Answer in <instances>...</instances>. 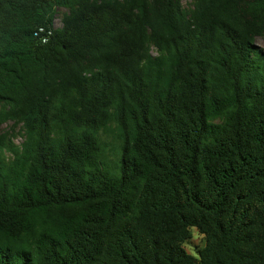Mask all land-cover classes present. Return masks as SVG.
Segmentation results:
<instances>
[{"label":"trees","instance_id":"1","mask_svg":"<svg viewBox=\"0 0 264 264\" xmlns=\"http://www.w3.org/2000/svg\"><path fill=\"white\" fill-rule=\"evenodd\" d=\"M260 37L264 0H0V264H264Z\"/></svg>","mask_w":264,"mask_h":264},{"label":"rangeland","instance_id":"2","mask_svg":"<svg viewBox=\"0 0 264 264\" xmlns=\"http://www.w3.org/2000/svg\"><path fill=\"white\" fill-rule=\"evenodd\" d=\"M186 5V2H184ZM66 11V9H61L58 12V15L56 16V26L60 27L62 26V21H61V14ZM257 44L264 48V38L260 37L257 39ZM153 53L156 54L155 49H153ZM2 131H10L12 132L13 135H15V142L17 144H20L23 141V137L21 134L18 133L19 127L15 129L13 122H8L5 125L2 126ZM203 244V239L202 236L197 234V232H194V238L190 241V243L187 244V248L191 252H196V247Z\"/></svg>","mask_w":264,"mask_h":264},{"label":"built area","instance_id":"3","mask_svg":"<svg viewBox=\"0 0 264 264\" xmlns=\"http://www.w3.org/2000/svg\"><path fill=\"white\" fill-rule=\"evenodd\" d=\"M55 25H56V20H55ZM57 27V26H56ZM61 27V26H60Z\"/></svg>","mask_w":264,"mask_h":264}]
</instances>
